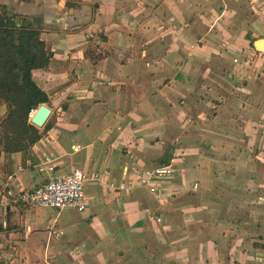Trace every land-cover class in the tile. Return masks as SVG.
I'll list each match as a JSON object with an SVG mask.
<instances>
[{
  "label": "crops",
  "instance_id": "crops-1",
  "mask_svg": "<svg viewBox=\"0 0 264 264\" xmlns=\"http://www.w3.org/2000/svg\"><path fill=\"white\" fill-rule=\"evenodd\" d=\"M0 4L52 55L33 71L51 126L10 155L0 134V264H264V0ZM45 156L109 173L85 211L16 202L46 182ZM168 165L155 193L138 186Z\"/></svg>",
  "mask_w": 264,
  "mask_h": 264
},
{
  "label": "trees",
  "instance_id": "trees-1",
  "mask_svg": "<svg viewBox=\"0 0 264 264\" xmlns=\"http://www.w3.org/2000/svg\"><path fill=\"white\" fill-rule=\"evenodd\" d=\"M51 59L29 19L0 4V101L8 106L0 134L6 154L26 152L42 136L30 119L32 112L49 103V97L34 82L33 71L48 67Z\"/></svg>",
  "mask_w": 264,
  "mask_h": 264
},
{
  "label": "built area",
  "instance_id": "built-area-1",
  "mask_svg": "<svg viewBox=\"0 0 264 264\" xmlns=\"http://www.w3.org/2000/svg\"><path fill=\"white\" fill-rule=\"evenodd\" d=\"M43 166L46 170V182L44 185L36 189L22 191L16 199V202L26 208L53 209L57 211L70 208L83 212L87 209V184L89 182L101 184L109 176L108 172L89 174L79 169L67 174H59L55 159L50 156L44 157ZM172 174L173 170L170 165L143 170L138 174V186L147 188L152 193H155L156 184ZM197 187L198 184H195V188ZM119 188L131 193L136 186L134 183L128 182L120 184ZM256 200L258 204L264 206V196L260 195ZM257 260L264 262V251L257 255Z\"/></svg>",
  "mask_w": 264,
  "mask_h": 264
},
{
  "label": "water",
  "instance_id": "water-1",
  "mask_svg": "<svg viewBox=\"0 0 264 264\" xmlns=\"http://www.w3.org/2000/svg\"><path fill=\"white\" fill-rule=\"evenodd\" d=\"M255 45L259 51H264V39L259 40ZM51 115L52 110L46 105H41L36 113L32 116L31 123L38 128H43L50 119Z\"/></svg>",
  "mask_w": 264,
  "mask_h": 264
},
{
  "label": "rangeland",
  "instance_id": "rangeland-1",
  "mask_svg": "<svg viewBox=\"0 0 264 264\" xmlns=\"http://www.w3.org/2000/svg\"><path fill=\"white\" fill-rule=\"evenodd\" d=\"M48 121H50V120H48ZM48 123H49V122H47V123L45 124V126H44V127H46V125H48ZM40 129H43V128H40Z\"/></svg>",
  "mask_w": 264,
  "mask_h": 264
}]
</instances>
